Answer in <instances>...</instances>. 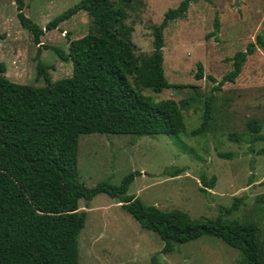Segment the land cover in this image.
<instances>
[{"label": "rangeland", "instance_id": "rangeland-1", "mask_svg": "<svg viewBox=\"0 0 264 264\" xmlns=\"http://www.w3.org/2000/svg\"><path fill=\"white\" fill-rule=\"evenodd\" d=\"M79 0H20L21 12L43 29L45 24ZM181 0H113L123 7L125 24L132 28L130 39L137 58L152 53L151 28L160 23L166 10ZM16 0H0V63L4 77L11 83L43 86L36 77L35 64L47 67L54 82L69 77V63L61 62L16 18ZM217 19V30L213 28ZM88 18L78 12L56 30L44 31L43 46L66 52L67 39L86 34ZM264 40V0H199L190 3L184 18L170 22L163 31L162 69L172 86L158 94L144 90L153 101L170 99L178 102L193 95L206 96L222 76L231 70L230 59L244 51L255 37ZM202 67L200 80L195 79L196 64ZM211 76L215 83L207 81ZM184 133L178 137L157 135H80L77 141V179L90 188L98 182L118 185L130 172H139L129 184L126 195L145 206L160 211H180L191 220L213 219L220 208L234 198L242 199L237 211L226 220L254 222L264 234V140L248 146L245 121L255 118L264 137V49L255 47L241 65L233 83H224L212 93L210 120L200 135L190 132L200 124L201 108L195 103L181 110ZM243 136V143H233L227 135ZM218 154H229L219 158ZM177 172V173H175ZM173 174H177L173 176ZM214 178L213 187H203ZM85 220L77 238L78 264H238L239 252L216 238L202 236L161 253L162 242L138 224L105 194L90 202H78Z\"/></svg>", "mask_w": 264, "mask_h": 264}, {"label": "trees", "instance_id": "trees-1", "mask_svg": "<svg viewBox=\"0 0 264 264\" xmlns=\"http://www.w3.org/2000/svg\"><path fill=\"white\" fill-rule=\"evenodd\" d=\"M197 1L181 0L166 10L160 23L151 28V55L139 59L130 39L132 28L125 24L126 12L114 6L113 0H79L43 29L22 14L20 0H16V18L38 47L36 57L42 46L69 63L71 74L52 82L47 67L37 61L35 74L42 78L43 86L20 85L4 77L0 63V264H78L77 238L85 220L78 202L88 203L99 194L115 200L141 229L154 233L162 242L163 254L207 236L237 250L238 264H264V234L257 225L224 219L237 211L240 198L220 208L213 219L194 221L183 212H163L126 195L139 172L126 174L118 185L102 181L87 188L77 179L80 135L178 137L185 130L181 110L195 103L201 108L200 124L190 134L200 135L210 120L212 93L224 83L234 82L255 47L264 49V40L256 36L244 51L232 56L231 70L218 82L205 76L216 84L206 96L174 102L153 101L144 95V90L158 94L172 87L162 69L163 31L170 22L184 18L190 3ZM78 12L88 18V29L78 39H67L66 52L41 44L44 31L56 30ZM213 28L217 30L216 18ZM202 78L198 63L195 79ZM244 125L248 146L264 140L255 118ZM242 138L235 133L227 135L233 143L245 142ZM257 154L263 155L264 148ZM200 182L203 192L213 187L214 178L206 181L201 176Z\"/></svg>", "mask_w": 264, "mask_h": 264}]
</instances>
